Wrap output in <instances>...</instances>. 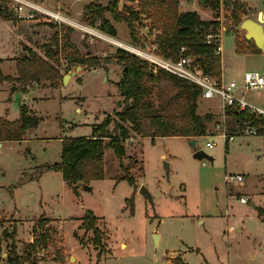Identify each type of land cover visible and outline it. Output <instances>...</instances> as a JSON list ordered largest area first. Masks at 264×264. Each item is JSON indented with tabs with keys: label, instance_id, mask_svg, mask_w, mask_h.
Here are the masks:
<instances>
[{
	"label": "rangeland",
	"instance_id": "374dc122",
	"mask_svg": "<svg viewBox=\"0 0 264 264\" xmlns=\"http://www.w3.org/2000/svg\"><path fill=\"white\" fill-rule=\"evenodd\" d=\"M263 1L179 0L180 12L197 10L204 20L221 22L219 39L224 51L219 70L227 82H240L247 71L264 72V53H252L254 42L245 39L241 28L246 18L254 19L264 10ZM94 2L106 6L110 0H44L51 9L64 8L66 20L60 23L43 17L25 19L30 11L24 5L20 12H13V21L11 16L4 17L0 4V19L10 21H0V116L19 119L25 104L39 117V125L29 128L22 141H1L0 264H8L12 245L19 255L29 254L30 261L24 264L33 260L37 264H168V260L170 264H264V217L260 214L264 135L237 134V118L232 116L227 120L228 131L236 135L226 145L217 136L216 122L223 117L219 97L201 95L197 100V114L214 116L206 121L205 135L153 141L132 133L124 141L123 159L112 147L106 149L102 179L72 186L60 171L40 169L61 161L64 138L89 137L94 125L121 111L125 97L119 82L126 59L119 55L120 49L146 60L147 68L161 78L154 84L159 91L169 97L179 93L164 69L121 46L131 44L145 51L157 43L163 27L156 23L154 8H141L139 0H119L118 11L130 20L115 19L107 12L106 18L118 32L110 36L100 20L93 25L87 21ZM55 34L61 49L56 81L34 83L23 93L20 82L6 77L17 76V60L29 50L44 57L45 44ZM155 53L159 55V50ZM65 57L84 58L87 64H82L73 82L63 85V75L79 64ZM13 85L17 90L11 93ZM246 98L264 108V90H251ZM251 121L260 125L255 117ZM190 139L215 160L195 159ZM208 141H217L216 147L209 149ZM128 171L135 179L132 184L125 178ZM228 175H242L243 181L228 183ZM141 186L152 194L153 202L139 192ZM88 211L96 215V226L102 230L99 241L94 230L83 226ZM154 233L159 235L156 243Z\"/></svg>",
	"mask_w": 264,
	"mask_h": 264
},
{
	"label": "trees",
	"instance_id": "16d2710c",
	"mask_svg": "<svg viewBox=\"0 0 264 264\" xmlns=\"http://www.w3.org/2000/svg\"><path fill=\"white\" fill-rule=\"evenodd\" d=\"M139 1L143 9L154 8L156 23L163 27L162 35H159L156 40L161 57L178 59L181 48L186 46L189 50L187 55L193 57L195 64H199L205 73L219 79L222 78L219 70L222 56L217 53L219 42L216 40L221 28L219 20H204L197 10L180 12L179 0ZM118 2L119 0H110L106 6L94 2L87 12V21L93 25L98 19L108 35L117 36L116 26L106 18L105 14L111 11L115 19L130 20L128 15L124 17L118 11ZM218 5L219 2H216L215 6L219 7ZM2 7L4 17L11 16L14 21V16L5 1ZM129 25L134 29L132 22ZM208 35H213L211 42L206 39ZM257 51L260 50L254 43L252 53H258ZM60 52L59 34H55L51 42L45 44L44 57L36 51L29 50L26 56L17 60V76H7L6 79L20 82L23 93H27L28 87L34 83H41L44 80L55 82L59 73L56 65L60 64ZM119 55L126 59V68L119 82L120 93L125 97V104L121 111L116 112V116L107 115L102 122L94 125L89 137L64 138L61 161L40 168L41 170L52 168L60 171L63 180L72 186L81 181L89 182L104 178L106 173L103 160L106 149L112 147L117 157L123 159L126 154L124 141L131 139L132 133L142 138L151 137L153 141L157 137L165 136L197 138L205 135L206 121L214 118L211 114L205 116L197 114V100L202 95L198 85L167 72L169 80L179 92L178 95L169 97L154 85L161 78H157V75L147 68L146 60L122 49L119 50ZM65 58L77 64H87L84 58ZM0 79H2L1 76ZM30 112L29 107L23 104L20 107L21 117L19 119L8 121L0 116V142L22 141L29 128H36L39 125V117ZM228 114L230 117L237 118L238 126L244 125L245 122L253 123L251 115L248 116L236 110L229 111ZM125 178L131 184L135 182V179L130 177L129 171ZM260 214L264 217V208H260ZM96 221V215L88 211L83 226L86 230H94L99 241L102 230L96 226ZM5 236H8L7 232ZM11 249L12 253L7 259L8 264H24L30 261L28 253L25 256L18 254L16 245H12ZM31 264H37V261L33 260Z\"/></svg>",
	"mask_w": 264,
	"mask_h": 264
},
{
	"label": "built area",
	"instance_id": "2783aa9c",
	"mask_svg": "<svg viewBox=\"0 0 264 264\" xmlns=\"http://www.w3.org/2000/svg\"><path fill=\"white\" fill-rule=\"evenodd\" d=\"M3 1H5L8 5L11 3L13 5L12 9L17 12H20L19 9L21 5L27 6L30 12H28L25 17L23 16L25 19L40 20L43 17L50 20L54 19L57 23L66 20V16L61 12V10H54L45 6L44 0H39L37 2L32 0H0L1 6ZM10 8L11 7L9 6V9ZM212 38L213 35H208L206 37L209 42L212 41ZM216 40L219 42L217 53L222 55L223 40L219 39V36ZM121 46L127 51L129 50L144 59H148L162 70L164 69L172 75L179 78L181 77L191 84L196 86L198 85L201 88L202 97L206 99L219 97L222 101L221 107L223 109V117L221 121L216 122L217 131H219L217 136H220L226 145L231 144L236 135L234 133L230 134L228 131L230 127L227 123V120L230 118L228 112L232 110L242 112L248 116L251 115L260 123V125H256L255 123L245 122L244 125L239 126L237 134L246 136L264 135V108L255 106L246 98V95L251 90H264V72L247 71L244 72L240 82L236 79H232L227 82L223 77L219 79L216 76L205 73L199 64H195L194 58L187 55L189 50L186 46L181 48L178 59H168L156 54L155 51L159 50V45L157 43L150 44L147 46V50L145 51L131 44L126 45L121 43ZM240 90L242 92L241 95L239 94ZM216 145L217 141L207 142V147L209 149L215 148ZM197 149L199 150L204 148L198 146ZM226 180L228 183L243 181V176L228 175ZM240 201L245 204L248 203V199L246 197H240ZM41 256H43V253L39 252L38 258H41Z\"/></svg>",
	"mask_w": 264,
	"mask_h": 264
},
{
	"label": "water",
	"instance_id": "95a60500",
	"mask_svg": "<svg viewBox=\"0 0 264 264\" xmlns=\"http://www.w3.org/2000/svg\"><path fill=\"white\" fill-rule=\"evenodd\" d=\"M206 0H203V3H205ZM241 28L246 32L245 39L248 41H253L256 45V47L264 53V10L260 11L257 15V20L246 18V20L243 21ZM2 58L0 57V60ZM79 70H83V65L78 64L75 71L69 70L66 74L63 75V84L66 85L71 77H75L78 74ZM17 90V86L13 85L11 87V93H14ZM12 99V98H11ZM10 99V100H11ZM118 106H121V102H118ZM189 144L193 148V157L195 159H207L209 161H214L215 158L211 155H209L204 149H197V142H195V139L188 140ZM1 146V142H0ZM167 171H169V163L166 162L165 164ZM86 189H90V186H86ZM139 192L143 195H145L151 202H153V196L150 194L148 189L145 186H141ZM255 207V205H254ZM155 243L159 239V235L157 233L153 234ZM74 257L72 256L71 259Z\"/></svg>",
	"mask_w": 264,
	"mask_h": 264
},
{
	"label": "crops",
	"instance_id": "0c3cea01",
	"mask_svg": "<svg viewBox=\"0 0 264 264\" xmlns=\"http://www.w3.org/2000/svg\"><path fill=\"white\" fill-rule=\"evenodd\" d=\"M32 1H33V0H32ZM263 2H264V1H263ZM56 9H57V10H59V9L62 10V9H64V8H63L62 6H60V5H59V6L57 5L56 8H55V10H56ZM9 11L12 12V14H13V12H15L12 8H10ZM65 11L68 13V10L65 9ZM0 17H2V16H0ZM254 20H257V17H254ZM0 21H5V22H7V23L10 22V21L3 20V19H0ZM222 45H223V41H222ZM223 51H224V48H223ZM223 73H224V71H223ZM76 76H77V75H76ZM71 78H72V82H73V81L75 80V77H71ZM223 78H224L225 81H227L226 78H225V73L223 74ZM63 85H64V84H63ZM1 143H2V142H1ZM168 264H170V261H169V260H168Z\"/></svg>",
	"mask_w": 264,
	"mask_h": 264
},
{
	"label": "flooded vegetation",
	"instance_id": "af4514ba",
	"mask_svg": "<svg viewBox=\"0 0 264 264\" xmlns=\"http://www.w3.org/2000/svg\"><path fill=\"white\" fill-rule=\"evenodd\" d=\"M59 10H61V9H59ZM61 12L64 14L65 12L63 11V10H61ZM67 13V12H66ZM65 15V14H64ZM65 16H67V15H65ZM31 20H34V19H31ZM38 20V19H37Z\"/></svg>",
	"mask_w": 264,
	"mask_h": 264
}]
</instances>
